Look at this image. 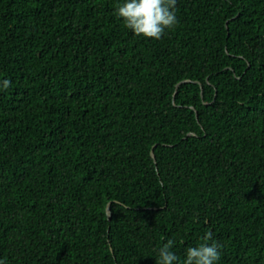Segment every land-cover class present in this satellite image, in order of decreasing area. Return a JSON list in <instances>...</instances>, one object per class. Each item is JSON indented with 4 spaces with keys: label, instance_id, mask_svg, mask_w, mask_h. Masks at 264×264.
I'll use <instances>...</instances> for the list:
<instances>
[{
    "label": "trees",
    "instance_id": "obj_1",
    "mask_svg": "<svg viewBox=\"0 0 264 264\" xmlns=\"http://www.w3.org/2000/svg\"><path fill=\"white\" fill-rule=\"evenodd\" d=\"M119 3L0 0V257L155 264L210 231L264 264V0H177L159 40Z\"/></svg>",
    "mask_w": 264,
    "mask_h": 264
},
{
    "label": "clouds",
    "instance_id": "obj_2",
    "mask_svg": "<svg viewBox=\"0 0 264 264\" xmlns=\"http://www.w3.org/2000/svg\"><path fill=\"white\" fill-rule=\"evenodd\" d=\"M177 0H121L115 16L133 35L159 40L178 24ZM11 81L0 77V91L8 90ZM175 241L168 239L156 250L155 264H220L221 245L212 241V233L206 232L201 242L188 247L183 256L174 253ZM0 264H8L0 257Z\"/></svg>",
    "mask_w": 264,
    "mask_h": 264
},
{
    "label": "water",
    "instance_id": "obj_3",
    "mask_svg": "<svg viewBox=\"0 0 264 264\" xmlns=\"http://www.w3.org/2000/svg\"><path fill=\"white\" fill-rule=\"evenodd\" d=\"M151 156H152V153H151ZM107 212H109V205L107 206Z\"/></svg>",
    "mask_w": 264,
    "mask_h": 264
}]
</instances>
